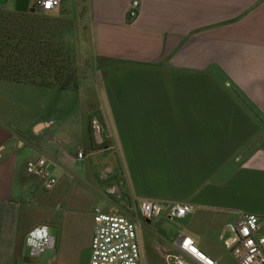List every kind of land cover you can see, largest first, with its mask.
Listing matches in <instances>:
<instances>
[{"label":"crops","instance_id":"obj_1","mask_svg":"<svg viewBox=\"0 0 264 264\" xmlns=\"http://www.w3.org/2000/svg\"><path fill=\"white\" fill-rule=\"evenodd\" d=\"M71 2L90 61L45 83L0 78V264H90L95 208L132 200L164 205L146 224L167 250L188 231L218 256L244 214L264 230V0ZM40 158L50 190L27 172ZM175 203L195 208L172 231ZM38 225L55 240L39 259L25 243Z\"/></svg>","mask_w":264,"mask_h":264},{"label":"built area","instance_id":"obj_2","mask_svg":"<svg viewBox=\"0 0 264 264\" xmlns=\"http://www.w3.org/2000/svg\"><path fill=\"white\" fill-rule=\"evenodd\" d=\"M62 2L63 0H35V6L44 13H52L61 8ZM139 10V2L134 1L129 10V18L135 20ZM78 156L82 158L83 154L79 153ZM27 172L43 178L48 190L56 184L46 158L28 162ZM112 193L117 191L113 189ZM124 207L123 212L116 208L108 211L100 206L95 208L90 264H148L139 232L142 223L152 222L162 214L164 205L156 200H132ZM194 208L189 203L170 204L167 206V215L170 220H182ZM228 229L232 235L225 240L224 247L238 264H264V230L259 216L244 214L235 223L229 224ZM25 243L34 258L53 251L55 247L54 237L47 225L32 228ZM156 249L166 264H219V261L200 249L197 239L188 231L179 234L172 249H164L163 245H158ZM50 264L56 263L52 260Z\"/></svg>","mask_w":264,"mask_h":264},{"label":"rangeland","instance_id":"obj_3","mask_svg":"<svg viewBox=\"0 0 264 264\" xmlns=\"http://www.w3.org/2000/svg\"><path fill=\"white\" fill-rule=\"evenodd\" d=\"M11 2H13V0ZM11 2L9 5L1 7L2 11L0 12V22L5 23L7 21L9 23H0V27L3 25H10L13 29H15L16 34L19 33V35L16 40L9 42H4L2 39L3 36H1L0 50L3 49L5 51L3 52L5 55L3 59H0V67L10 62L13 65L11 66L10 64H6L11 66L8 69V72H11L10 74L18 72L19 75L23 76L19 78L21 81L27 80L28 82L39 83L45 78L43 82L45 83L48 81V77L51 78L52 75L55 76L56 74V71L52 69L53 65L56 66L59 64V68L64 66L67 69L74 67L78 63H81L82 65L83 63H88L90 61V56H88L86 52L83 54V48L87 49L85 47V43L89 45L88 40L73 37V35L76 33L75 29L79 23L77 18L78 16L74 13L78 9L77 5H75L76 3H72L71 0H63V4L68 8L67 10H64V13L66 14L67 11L72 9L73 14L68 16V18H64L61 17L62 13H57V16L59 17L57 19L60 20H58L59 22L56 23L44 21L41 18L42 15L53 16V14L44 13L41 11L31 13L25 17H15V15H13L14 6ZM34 7L35 0H31L30 9ZM72 16H74V18ZM2 19L6 20L2 21ZM21 30L25 34V37L24 35L22 36L23 33H20ZM56 30H58L59 34L56 32ZM61 30H63V35L60 33ZM12 34L15 36L14 32ZM31 40H33L32 43H30ZM4 47L9 48L5 50ZM48 64H50V66ZM47 68H49V71ZM26 74L32 75L31 78L33 79H30L28 75L26 77ZM110 201L113 205H116L117 207L120 206V199L116 193ZM182 221L183 220H173V222L167 223L166 225L170 226L172 231H175V229L179 228V225L182 224ZM141 229L143 231L146 247L144 256L148 264H163V259L160 257L156 249L158 245H163L161 241H156L155 234L156 232L160 231V227L142 223ZM216 252L218 253V256L213 258L218 260L219 264H238L235 258L226 252L225 248L217 247ZM85 263L89 264V259ZM28 264L48 263L42 258L37 263Z\"/></svg>","mask_w":264,"mask_h":264},{"label":"trees","instance_id":"obj_4","mask_svg":"<svg viewBox=\"0 0 264 264\" xmlns=\"http://www.w3.org/2000/svg\"><path fill=\"white\" fill-rule=\"evenodd\" d=\"M1 7L2 6H0V12L2 11L1 10ZM37 11H41L40 9H38L37 8V10H36V12ZM13 15H15V17H20V16H23V17H25L26 15H28L29 13H18V12H16L15 10H13ZM42 12V11H41ZM3 20H6V19H2V21ZM7 22V21H6ZM6 22L4 23V22H0V23H3V24H6ZM7 23H9V22H7ZM8 29V30H7ZM14 32V34H15V36H13V33ZM20 33H23L22 32V30L20 31ZM18 35H19V33L18 34H16V32H15V29H13L10 25H3V26H1L0 27V38H1V36H3V40H4V42H9V41H14V40H16L17 39V37H18ZM24 35V37H25V34L23 33L22 34V36ZM30 36V35H29ZM21 40V39H20ZM33 42V40H31L30 41V43H32ZM1 43V42H0ZM5 45H8V44H5ZM21 45V44H20ZM18 47V46H17ZM32 47V46H31ZM9 47H4V49L5 50H7ZM3 52H5L3 49L2 50H0V59H3V57H4V55H5V53H3ZM6 64H10L11 66L13 65V64H11L10 62H8V63H6ZM2 65L1 67H0V78H4V79H9V80H12V81H15V82H20V83H28V81L26 80V81H21L19 78L20 77H23V76H21V75H19V73L18 72H14V74H10L11 72H8V69L11 67L10 65L8 66V65ZM56 68V67H55ZM54 71H56V74H60L61 72H63L62 70H61V68H58V69H54ZM18 73V74H17ZM22 73V72H21ZM20 73V74H21ZM24 73V72H23ZM27 75L28 74H26V77H27ZM36 75V74H35ZM34 75V76H35ZM31 76L32 75H28V77H30V79H33V78H31ZM40 76V75H39Z\"/></svg>","mask_w":264,"mask_h":264},{"label":"water","instance_id":"obj_5","mask_svg":"<svg viewBox=\"0 0 264 264\" xmlns=\"http://www.w3.org/2000/svg\"><path fill=\"white\" fill-rule=\"evenodd\" d=\"M12 0H0V6H7ZM14 10L18 13H27L30 11L31 0H13Z\"/></svg>","mask_w":264,"mask_h":264}]
</instances>
